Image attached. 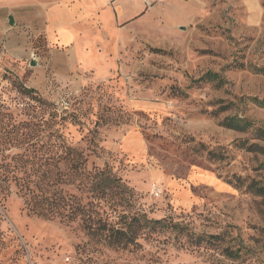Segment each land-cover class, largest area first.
Segmentation results:
<instances>
[{"label":"rangeland","instance_id":"1","mask_svg":"<svg viewBox=\"0 0 264 264\" xmlns=\"http://www.w3.org/2000/svg\"><path fill=\"white\" fill-rule=\"evenodd\" d=\"M148 15L84 39L80 54L49 42L38 8L0 10V159L21 153V137L40 145L59 130L131 191L116 189V206L220 245L166 235L116 252L79 223L28 214L13 191L0 203V264H264V197L248 188L264 186V140L222 126L264 129V0L157 1ZM208 73L224 83L198 82Z\"/></svg>","mask_w":264,"mask_h":264},{"label":"trees","instance_id":"2","mask_svg":"<svg viewBox=\"0 0 264 264\" xmlns=\"http://www.w3.org/2000/svg\"><path fill=\"white\" fill-rule=\"evenodd\" d=\"M202 81L224 83L212 73L198 82ZM222 126L242 133L253 130L264 140V129H255L248 120L227 118ZM31 140L28 136L17 139L23 145L21 153L0 159V203L7 201L14 191L28 214L66 224L79 223L90 241L116 252L138 251L142 241H155L166 235L175 236L180 247H184L182 239L194 247L220 245L221 235H196L173 219H152L141 211L130 212L116 206V189L121 195L131 191L109 167H90L84 152L68 143L61 131L51 133L48 141L40 145L31 144ZM2 142L9 143L7 138L0 137V145ZM248 188L264 197V186ZM223 255L240 258L242 250L224 247Z\"/></svg>","mask_w":264,"mask_h":264},{"label":"crops","instance_id":"3","mask_svg":"<svg viewBox=\"0 0 264 264\" xmlns=\"http://www.w3.org/2000/svg\"><path fill=\"white\" fill-rule=\"evenodd\" d=\"M177 1V0H158ZM36 7L45 21L51 44L83 49L84 39L106 38L129 30L152 12L143 0H19L0 1V10L8 16L15 9ZM78 59V58H77Z\"/></svg>","mask_w":264,"mask_h":264},{"label":"built area","instance_id":"4","mask_svg":"<svg viewBox=\"0 0 264 264\" xmlns=\"http://www.w3.org/2000/svg\"><path fill=\"white\" fill-rule=\"evenodd\" d=\"M157 1L158 0H143L147 9H151L157 3Z\"/></svg>","mask_w":264,"mask_h":264},{"label":"water","instance_id":"5","mask_svg":"<svg viewBox=\"0 0 264 264\" xmlns=\"http://www.w3.org/2000/svg\"><path fill=\"white\" fill-rule=\"evenodd\" d=\"M9 19H10V24L13 25L14 24L13 17L11 16Z\"/></svg>","mask_w":264,"mask_h":264}]
</instances>
